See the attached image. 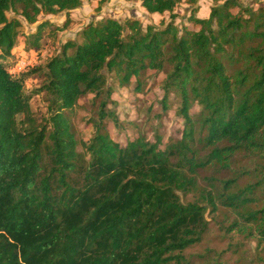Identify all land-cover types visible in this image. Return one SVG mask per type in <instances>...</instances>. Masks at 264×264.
Segmentation results:
<instances>
[{"label": "trees", "instance_id": "obj_1", "mask_svg": "<svg viewBox=\"0 0 264 264\" xmlns=\"http://www.w3.org/2000/svg\"><path fill=\"white\" fill-rule=\"evenodd\" d=\"M135 1L170 21L89 22L42 58L45 36L69 17L26 35L16 16L34 24L81 0H0V264H187L183 252L208 230L206 211L219 207L236 215L229 229L250 225L264 241V162L244 186L238 179L250 171L234 166L237 156L264 155V4L212 0L205 18L192 9L194 30L176 26L179 0ZM19 39L39 62L17 73ZM148 71L164 73L163 111L171 94L180 101V136L164 142L156 130L121 145L105 123L117 119L109 79L142 91ZM34 94L46 102L39 116ZM88 95L94 132L84 141L68 111Z\"/></svg>", "mask_w": 264, "mask_h": 264}, {"label": "rangeland", "instance_id": "obj_2", "mask_svg": "<svg viewBox=\"0 0 264 264\" xmlns=\"http://www.w3.org/2000/svg\"><path fill=\"white\" fill-rule=\"evenodd\" d=\"M243 5H250L257 8V2L264 4V0H240ZM213 5L212 0H198L195 5H191L187 0H179L175 8V24L179 28L187 25L191 29H198L189 21L192 9L196 8L195 16L205 18L208 16L210 7ZM10 18L14 17L13 12H9ZM66 17H69L65 29L57 31L56 37L45 36L46 44L41 50L42 58H46L52 52L68 39L78 38L79 30L89 22H95L104 18H114L123 22L128 18H136L140 21L141 27L147 25L157 27L165 26L170 21L168 12L163 14L149 13L135 0H81V5L69 12L62 11L57 14H40L38 21L34 24H28L21 16H16L22 24L21 31L30 35L36 29V26L47 19L54 26H62ZM49 29L45 30V34ZM127 30L125 31V33ZM54 38V39H53ZM17 55V62L12 67V72H25L33 65L39 62L34 52H28L23 48V43L19 39L13 49ZM146 84L142 91L134 89L135 83L132 82L127 86H120L114 79H109L112 85V100L108 105V110L117 116L116 123L113 119L107 118L108 131L111 137L119 144L124 145L127 139L135 138L137 134H145L152 140L154 131L163 135L164 142L169 137H179L182 130L183 121L177 111L180 105L179 99L173 94L168 100V109L163 111L160 107V100L163 98L162 79L164 73H154L148 71ZM36 77V76H35ZM37 86L36 78L26 80V87L30 90ZM30 106L33 113L37 116L44 114L46 111V102L42 95H33ZM95 106L92 103L91 95L83 97L78 104L68 111L79 139L88 140L93 132L92 119L95 118ZM198 110L194 106L192 112ZM264 162V155L260 157L237 156L234 166L250 171L248 175L239 178V185L244 186L249 181L256 179V170L253 169L255 163ZM215 173L213 171H204L202 175ZM225 176H228L226 174ZM191 196L184 198V201L191 200ZM264 202V199H263ZM236 215L229 209L219 207V209L210 213L206 211L208 220V230L202 240L194 246L189 247L183 252L187 264H264V241H259L260 237H252L248 233L252 230L250 225L246 230H232L228 225L234 221Z\"/></svg>", "mask_w": 264, "mask_h": 264}]
</instances>
